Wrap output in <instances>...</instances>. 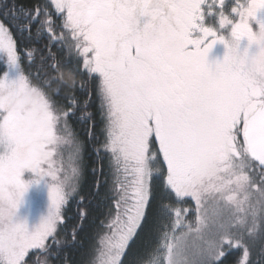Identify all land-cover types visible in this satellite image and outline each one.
<instances>
[{
	"label": "snow or ice",
	"instance_id": "1",
	"mask_svg": "<svg viewBox=\"0 0 264 264\" xmlns=\"http://www.w3.org/2000/svg\"><path fill=\"white\" fill-rule=\"evenodd\" d=\"M55 10L62 17L60 35L47 7L35 14L21 9L14 27L24 32L38 23L37 33L70 41L80 63L65 67L98 81L107 132L102 150L111 156L118 194L99 264H122L137 230L151 223L157 177L165 191L194 202L190 223L183 219L188 209H170L166 264H217L223 246L233 243L243 249L239 264H248L249 239H264V64L238 65L233 42L241 46L247 38L251 48L253 21L264 28L258 15L264 0L238 4L235 20L221 14L219 31L205 26L203 0H55ZM217 42L227 54L213 65L208 56ZM0 51L6 53L0 72V264H29L30 250H46L49 238L55 241L70 195L63 162L54 159L57 149L74 146L75 177L82 144L70 131V109L24 73L3 21ZM26 169L54 181L50 213L34 231L16 219L29 187L22 179ZM217 194L222 206L209 214L207 201ZM192 235L197 242H190Z\"/></svg>",
	"mask_w": 264,
	"mask_h": 264
},
{
	"label": "trees",
	"instance_id": "2",
	"mask_svg": "<svg viewBox=\"0 0 264 264\" xmlns=\"http://www.w3.org/2000/svg\"><path fill=\"white\" fill-rule=\"evenodd\" d=\"M228 2V1H227ZM250 2V0H249ZM213 1L203 0V10L212 11ZM41 7H47L52 14L54 22V32L59 33L62 29L58 27L62 17L55 10V0H0V21H3L12 33L16 41L18 50L22 55V68L24 73L30 74L32 82L36 85L45 87L52 99L65 111L73 110L67 118L70 131L74 139L82 144L83 150V170L82 181L76 184L74 191L70 192L68 202L63 209V220L58 225L55 234L56 242L52 244L49 238L46 251L45 249L34 250L27 256L29 264H99L103 244L101 243L107 233L110 232L109 225L116 215V200L118 194L114 192L117 174L112 165L111 156L103 151L106 140V119L102 114L101 99L97 91L98 81L89 78L87 73L70 72L66 63L80 62L72 45H60L57 42L58 50L55 53L53 47H48L50 35L47 31L37 33L38 23L31 26L30 31L21 32L14 27L15 20L21 18V9L31 11ZM205 13V12H204ZM264 18V11L258 13ZM15 18V20H14ZM43 18V17H41ZM148 18H142L141 25ZM13 21V22H10ZM210 27L208 22L204 23ZM214 30L219 31V26ZM254 30L259 29V25L253 21ZM223 34L227 35V32ZM38 46V47H37ZM235 50L234 59L245 54L251 56L255 51V37L252 46L248 48V40L244 38L241 46L233 42ZM37 49L39 58L35 63L30 59L34 56L33 52ZM61 51H63L61 53ZM0 51V72L5 67L6 57ZM29 53L31 55L29 56ZM227 48L222 42H217L209 52V62L213 65L224 59ZM57 66L54 69L53 64ZM63 78L57 81V78ZM67 82L68 87L63 83ZM79 81L81 86H75ZM70 97H74L75 106L71 107ZM91 126V136L89 128ZM95 135V137H94ZM255 168L256 165H253ZM123 179V177H121ZM162 177L156 178L155 184V203L152 213V221L148 226H143L137 230V235L129 242L125 249V254L121 257L122 264H148L147 255L159 245L160 233L163 232L169 219L174 220V215L170 212L171 208L188 209L187 215L183 217L185 222H193L195 219L192 212L193 201L189 198L179 200L174 193L165 191L161 184ZM70 190V188L68 189ZM72 190V189H71ZM26 194V193H24ZM46 193L43 198L38 199L36 205L42 208L45 214H49L52 208L51 199ZM222 199L220 194L210 197L207 204ZM26 207V197L23 195L17 208L16 219L23 222ZM167 208V215L166 213ZM39 213V212H38ZM34 214V216H37ZM171 225H173L171 223ZM251 227V222H249ZM186 231V229H183ZM181 229H177V234ZM247 239V238H246ZM223 255L220 256L217 264H239L243 259V249L225 244L221 249ZM248 264H264V239L258 235H253L249 239Z\"/></svg>",
	"mask_w": 264,
	"mask_h": 264
},
{
	"label": "rangeland",
	"instance_id": "3",
	"mask_svg": "<svg viewBox=\"0 0 264 264\" xmlns=\"http://www.w3.org/2000/svg\"><path fill=\"white\" fill-rule=\"evenodd\" d=\"M212 1H213L212 6H214L213 10L212 11H204L205 12L204 23L208 22L209 26L213 29L216 28L214 26V24H217L219 26L221 14H223L228 19L235 20V19H237V16L232 11V9L237 7L238 4L249 2V0H212ZM56 24L53 25V27H55ZM61 31H63V30H61ZM61 31L59 33H57V35H60ZM65 35H67V33H65ZM57 42H61V41L51 40L48 44V45H50V47L54 46V51L52 53H55V51L58 50V47H56V45H55V44H57ZM68 43L70 45H72L70 43V41ZM60 45L64 46V45H67V43H61V44H59V46ZM16 47H17V44H16ZM74 51H75V49H74ZM17 52L22 57L23 54H21V52L18 50V47H17ZM62 52L63 51H61V53ZM1 53L3 55H5V57H6V53H4V52H1ZM12 75L15 76L16 72H13ZM94 137H95V135H94ZM73 148H74V146L72 144L62 145L57 149V154L54 156V159L57 161L58 164L60 163L61 160L63 162V168H64L63 175L68 176L70 178L69 184H68V189L70 188V190H68V191H70V192L73 191L74 187L76 188V184H78L79 182L82 181V170H83V162H82L83 150H82L81 159L78 161L79 174H78V176H75V177L72 176L73 164H72L71 155L73 152ZM22 179L24 181L28 182V184H29V187H28L27 191L25 192L26 194H24L26 197V207H25V214H24L23 222H26L29 231H34L41 224V222L49 215V214L46 215L42 208H38L36 203H37L38 199L43 198L46 193L49 195V198L51 199V197H50V186L52 183H54V181L52 180V178L50 176H46V175L41 176V175H39V173L34 172L31 169L24 170V172L22 174ZM72 186H74V187H72ZM49 198H48V200H49ZM220 201H221V199H217L216 201H213V202L207 204V209H208L209 214H211V212L214 209L222 206L220 204ZM254 203H255V201H254ZM167 208L168 207H166V213H167ZM37 213H38V215L34 216V214H37ZM168 214L169 213H167V215ZM173 221L174 220L172 218L169 219V222L167 223L163 232L160 233L159 245L157 246V248L155 250L152 251V253L147 255L146 260H148V262H149L148 264H166V260H165V257L163 255L165 252V249L163 247V245L165 243L164 233L171 231V228H172L171 223L173 224ZM108 235H110V232L107 233L106 236H108ZM190 242H192V243L197 242V237L195 235H192L190 237ZM34 250H39V249H32L29 251V253L34 251Z\"/></svg>",
	"mask_w": 264,
	"mask_h": 264
},
{
	"label": "clouds",
	"instance_id": "4",
	"mask_svg": "<svg viewBox=\"0 0 264 264\" xmlns=\"http://www.w3.org/2000/svg\"><path fill=\"white\" fill-rule=\"evenodd\" d=\"M235 62L245 68L254 64H264V28L255 30V51L251 56L245 54L235 58Z\"/></svg>",
	"mask_w": 264,
	"mask_h": 264
},
{
	"label": "flooded vegetation",
	"instance_id": "5",
	"mask_svg": "<svg viewBox=\"0 0 264 264\" xmlns=\"http://www.w3.org/2000/svg\"><path fill=\"white\" fill-rule=\"evenodd\" d=\"M38 47V46H37ZM37 49L38 48H36L35 50H34V52H33V54H34V56L31 58V60H30V62L33 64V63H35L36 61H37V59L39 58V55H38V51H37ZM63 80V78H57V81H62ZM74 112H76V111H74Z\"/></svg>",
	"mask_w": 264,
	"mask_h": 264
}]
</instances>
